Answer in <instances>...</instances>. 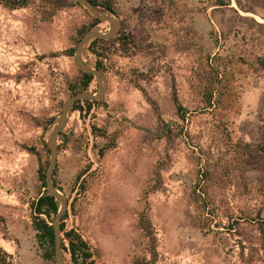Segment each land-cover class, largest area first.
Segmentation results:
<instances>
[{"label":"rangeland","instance_id":"rangeland-1","mask_svg":"<svg viewBox=\"0 0 264 264\" xmlns=\"http://www.w3.org/2000/svg\"><path fill=\"white\" fill-rule=\"evenodd\" d=\"M1 1L0 247L56 264L33 226L46 140L79 89L77 43L109 24L68 0ZM94 1L119 22L82 50L107 87L69 108L52 176L83 264H264V0Z\"/></svg>","mask_w":264,"mask_h":264},{"label":"water","instance_id":"water-1","mask_svg":"<svg viewBox=\"0 0 264 264\" xmlns=\"http://www.w3.org/2000/svg\"><path fill=\"white\" fill-rule=\"evenodd\" d=\"M68 1L73 3H78L81 6L85 7L93 17L107 21L109 24V28L106 32H100L95 30L87 31L77 43L73 56V61L76 67L80 71L84 73L92 74L97 79L99 85L98 91L96 93H90L88 91H79L67 97L61 107V111L58 115L56 125L52 128L46 140V144L49 148V163L45 174L46 190L59 203L57 213L55 214L54 219L50 223L53 230V246H54V255H55L56 264H65L62 254V248H61L60 222L62 215L67 211V207H68L66 196L63 193H61L54 186L52 182V176L57 162V151H58L57 137L59 132L63 129V127L66 124L67 112L69 108L72 106V104L78 100H84V99L90 101L97 100L103 96L107 87L106 77L104 76L103 72L95 67L88 65L82 59L83 48L89 41L93 39L96 38L108 39L112 37L119 28V22L111 13L98 9L95 5L91 3L90 0H68Z\"/></svg>","mask_w":264,"mask_h":264},{"label":"trees","instance_id":"trees-1","mask_svg":"<svg viewBox=\"0 0 264 264\" xmlns=\"http://www.w3.org/2000/svg\"><path fill=\"white\" fill-rule=\"evenodd\" d=\"M66 1V0H64ZM96 7L99 5L96 1L90 0ZM29 0H2L1 3L10 8L24 7L28 4ZM73 3V2H71ZM78 4V3H75ZM105 9L114 13L113 8L109 3L105 6ZM95 18V17H94ZM100 22V19L95 18L93 24ZM99 41H103L101 38L93 39L89 42V45L95 44ZM96 68H101L100 66H95ZM93 79V75L89 73H84L80 71L79 89L78 91L86 90ZM86 103H91L92 101L82 100ZM81 101L78 100L74 102L71 106L72 110L77 109L78 104ZM179 111H184L181 105H177ZM44 173V172H43ZM42 180V186L45 187V174L40 175ZM59 203L55 198L44 190L38 197L37 200L32 204L33 210V226L37 231L40 242L45 244V258L54 259V246H53V230L51 226L52 217L57 213ZM45 216L44 217H42ZM66 215V212H65ZM60 231L63 232V238L61 239L62 251H66L70 254V258L74 264H83L91 257V251L89 250L86 242L78 235L73 229L65 230L63 224V217L60 222ZM66 240V242H65ZM0 264H14L10 260V255L0 247Z\"/></svg>","mask_w":264,"mask_h":264}]
</instances>
